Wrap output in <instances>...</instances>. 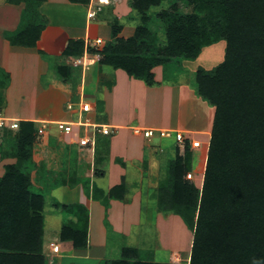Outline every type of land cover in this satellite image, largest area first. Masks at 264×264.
I'll return each instance as SVG.
<instances>
[{
  "label": "crops",
  "instance_id": "obj_1",
  "mask_svg": "<svg viewBox=\"0 0 264 264\" xmlns=\"http://www.w3.org/2000/svg\"><path fill=\"white\" fill-rule=\"evenodd\" d=\"M53 7L56 11L51 13L49 10ZM24 9L23 1L0 0V115L18 120L19 124L31 123L35 132L42 126V121L69 119L64 112L65 105L84 99L91 104V120L112 129L111 138L97 137L93 154L81 151L73 144L66 146L60 140L63 138L55 131L53 133V126H49L47 135L43 136L48 142L54 140V136L58 137L54 146L39 153L42 160L46 158L48 167L52 165L61 170L75 159L77 176L78 164L84 161L78 160L79 157L87 158L83 168L92 190L86 197L83 190L79 196L75 189L74 193L70 192L72 201L68 203L82 205L88 214L87 246L84 251L77 252L78 255L71 256L70 262L108 263L120 256L125 247L141 250L143 241H147L153 246V263L166 264L171 259L178 263L182 259L177 251H173V242L177 241L175 217L159 219L156 215L146 235L148 213L142 210L141 202L128 201L124 194L125 188L130 189L128 178H167L174 155L172 149L177 146L173 138L146 139L135 135L131 128L183 132L189 142L197 140L196 135L208 134L213 122V108L199 95L188 96L181 88L162 82L160 70L153 71L149 82L145 76L136 78L126 71L104 65L94 55H90L93 65L85 69L74 66L76 58L65 54L68 45L79 40L85 43V39L94 33L95 39L101 38L97 32L100 29L90 28L85 9L78 4L67 0L45 1L39 8L45 24L37 34L31 25L28 27ZM90 67L92 74L86 81L85 71ZM69 77L74 79L68 80ZM125 131L129 134L125 135ZM106 138L107 142L104 141ZM207 139L202 144L208 148ZM144 141L146 143H142ZM1 143L0 178L5 162L1 159ZM96 178L104 181L102 186L95 184ZM122 182L124 192L117 190L110 198V193L122 186ZM61 199L65 202L67 198L63 194ZM70 244L59 241L57 246L61 252L69 251ZM159 254L166 257L163 262L157 259Z\"/></svg>",
  "mask_w": 264,
  "mask_h": 264
},
{
  "label": "rangeland",
  "instance_id": "obj_2",
  "mask_svg": "<svg viewBox=\"0 0 264 264\" xmlns=\"http://www.w3.org/2000/svg\"><path fill=\"white\" fill-rule=\"evenodd\" d=\"M22 1L25 3L24 10L29 20L28 27L31 25L32 31L37 34L45 24L39 13V8L47 0ZM67 1L71 3L69 0ZM131 4L132 0H112L111 6L103 7L97 19L87 20L91 29H93L94 26L100 29V31L97 30V32L98 36L101 37L100 39H102V44L100 46H93L91 42L95 39V37H93L95 33L92 34V36L88 38V49L91 48V51H95L96 54L94 55L99 56L102 64L126 71L129 76L140 78L146 77L147 74H151V78L148 80L149 82L152 81L153 71L160 70V80L162 82H168L175 88H181V92L188 94V96L197 94L199 86L201 85L204 87L202 84L204 81H208V86L210 85L209 79H213L212 83L218 82V85H216L218 88L217 90L219 95L223 98V100H220L221 103L218 106L225 108V116H227V118L220 119L218 122L213 121L208 134L196 135L195 139L205 143V141L208 140L207 138L210 140L211 135L212 137L216 135V139L218 138L220 143L219 149L216 151L217 158L221 159L222 162L224 161V164L228 165L230 162L233 167L235 166L240 172L237 171V176L239 178L249 177V174L251 175V162L242 163L241 160H238L239 148L237 146V140L248 134V132L253 131V120L248 115V108L251 107V111H254L258 106L255 100L256 98H251L254 97L252 89L249 86H242L239 80L236 79L237 75L232 76L228 74V76L225 77L221 76V69H223L229 59H231L227 56V40L223 37H217L216 40L209 43L192 41L190 50L191 52H196L195 54L191 53L192 55H189L190 53L187 52L186 49H183L182 45L180 46L182 48L181 50L172 53L169 44L167 45L166 29L163 25L165 20L161 19L160 16L162 12H165L167 8L170 9L171 7L177 8L181 13L190 12L192 6L188 3V0H163L161 5L155 8H149L143 4L142 8L144 7L143 9H145L143 14L137 10L134 11L131 8ZM78 5L85 9L86 14L88 6L86 8V4ZM51 9L52 10H49L51 13L56 11L55 7ZM142 30H145V33L142 34V32H140ZM135 37V47L133 49L128 44L124 45V42L126 43L127 40L131 38L134 39ZM249 57V55L243 57L241 63L249 64ZM127 60H133L135 64L137 63V68H145L142 70L134 69V73L132 72V74L124 67L125 61ZM234 62L238 64L237 60ZM91 69L90 67L85 71L87 75L86 81L89 80V74L90 76L92 74ZM217 69H220V75L215 73ZM248 70L250 72L247 71V74L251 73V69L249 68ZM199 77L202 78V83ZM71 79L73 80L74 78H68V80ZM227 79H229V81L226 83ZM154 83L155 82H153V84ZM240 97L243 99L246 97L245 101L247 102L244 105L241 103L237 104V99ZM245 101L242 100V103ZM71 103L75 104L73 102ZM248 103L251 104L248 105ZM212 108L215 114L216 107L213 106ZM8 119L10 121L13 120L10 118ZM31 132L30 138L32 139L30 143L28 145L23 144L24 146H22L16 130H10V132L3 137V132L0 131V141L2 142L1 159L5 161L2 165L3 175L2 178H0V198H8L13 203L14 201L17 203L16 210L13 212L8 222L13 226H18L20 222L25 223L26 217L32 220L33 217L39 216L42 221L41 229L43 233L41 247L42 264H78L70 262L71 259L69 258L78 255L77 252L86 249L78 247V245H81V242L76 244L71 241H65L71 243L69 251L62 250L61 252L59 250L58 253H53L52 248L54 243L57 245L59 241L64 242L62 240V228H68L71 232H74L76 230L74 224L77 223L79 226V221L82 220L83 211L80 209L82 205L68 203H71L70 194L74 193L75 189L78 190L79 196H81L80 194L83 190L86 197L89 196L92 190L88 182L89 178L87 176V171L83 168V166L86 167L87 163H84V161H87V158L86 156L79 157L78 160L81 162L84 160V164H78L77 176L75 174V159L66 163L61 170H59L60 167L58 168L55 166L53 168L52 165L48 167L46 158L42 160L39 153L43 149L48 150L50 146H54L53 144H56V138L58 137L54 136L55 139L48 142L45 141L43 137H38L34 130ZM128 132L129 131H125V135L129 134ZM71 137L72 136H64L62 137L63 140H60L66 144V146H70ZM98 137L100 138L101 135H98ZM111 137L112 136H109L108 139ZM108 139L102 140L107 142ZM100 142H98V144ZM142 143H146V141ZM65 149L69 150L70 148L65 147ZM172 151L174 155L171 157L172 160L169 165L170 168L167 178H128L131 181L130 189L127 188L126 190L125 188L124 192L125 184L122 182V190L124 194L126 193L125 199L127 198L128 201L132 202H141L142 210L148 213L149 222L147 231L145 232L146 235H148L156 215L159 219H164L167 216L175 217V240L177 239V241L173 242V251L174 253L177 251L178 254L181 255L182 260L178 263H173L171 259L169 263L166 264H188L191 251L190 245L192 246L193 243V233L184 217L174 212L162 213L160 208L162 209L165 207L164 202L167 203L172 197V190L168 187V184L173 178V171L175 168L177 169V173L181 174L184 183L193 185L196 189L201 191L208 160V148L206 144H201L199 148L188 149V151L180 147H175ZM240 162L241 164L239 165ZM188 173L192 175L190 179L187 178ZM94 181L97 186H102L104 182L98 178ZM18 185L20 188L22 186L24 187V192L13 199L8 195L7 192L9 191L5 189L17 188ZM63 194L64 197L67 198L65 202L61 199V195ZM83 209L85 208L83 207ZM81 226L82 225H80V227ZM80 229L81 228H79V230ZM12 231L14 230H9L7 235L9 236L8 240L11 239ZM12 247H15L14 243ZM140 248L141 250L125 247L123 250L127 252V255L131 253L138 259L152 263V244L143 241L142 247ZM163 254L166 255V253ZM163 254L157 256L159 261L163 262L166 259ZM121 257L122 253L120 256L114 258V260H119ZM112 261L104 264H110ZM209 261L210 264H214L210 259Z\"/></svg>",
  "mask_w": 264,
  "mask_h": 264
},
{
  "label": "trees",
  "instance_id": "obj_3",
  "mask_svg": "<svg viewBox=\"0 0 264 264\" xmlns=\"http://www.w3.org/2000/svg\"><path fill=\"white\" fill-rule=\"evenodd\" d=\"M9 1L18 3L22 0ZM69 1L86 6L89 3V0ZM162 1L132 0L131 8L143 14L145 10L142 8L143 4L155 8L160 6ZM188 3L192 6L188 13H181L175 7L167 8L161 13L160 18L165 20L163 25L166 29L167 45L169 44L172 53L181 50L182 45L183 49L192 55L196 53L190 50L192 41L209 43L217 37L227 40V56L231 59L221 69V76L237 75L236 79L242 86H249L252 89L254 97L251 98H256L258 106L254 111H251V107L248 108V115L253 120V131L245 133V136L237 140L238 160L242 163L251 162V175L239 178L237 176L239 171L235 166L233 167L230 162L228 165L224 164V161L218 159L216 151L220 143L216 135L213 137L211 135L201 191L193 185L184 183L181 174L177 173L175 168L173 178L168 184L172 190V197L171 199L169 197L170 201L167 203L164 202L165 207L160 210L162 213L174 212L181 215L189 225L193 233V243L188 264H210L209 259L214 264H264V0H188ZM100 13L101 11L92 20L97 19ZM140 32L143 34L145 30ZM26 33L29 35L28 31ZM135 39L136 37L127 40L124 45L128 44L133 49ZM84 45V41L81 40L71 42L65 54L76 59L81 58L85 52ZM86 52L96 54L88 47ZM247 55L250 56L249 64L241 63L243 57ZM232 59L237 60L238 64ZM136 64L133 60H127L124 67L130 73L134 69L145 68H137ZM249 68L251 73L247 74ZM215 73L220 75V69ZM146 78L149 79L150 75L147 74ZM199 80L202 83L201 77ZM209 80V86L208 81L202 83L204 87L199 86L197 95L210 107H216L213 121L218 122L227 118L226 110L218 106L220 100H223L217 90L218 82L212 83L213 79ZM228 81L229 79L226 83ZM245 98H238L237 104L244 105L247 102ZM242 100L245 102L242 103ZM32 130L31 123L19 124L16 132L22 146L30 143ZM9 132L10 130H5L3 135ZM188 149L190 146L186 141L185 150ZM19 185L17 188L5 189L13 199L24 192V187L20 188ZM117 190L121 193L122 186L114 189L109 197L113 198ZM16 204V201L13 203L8 198H0V264H42L41 218L37 216L29 220V217H26L25 223L20 222L18 226L9 224L8 220L16 210ZM80 209L83 211L82 220L79 221L82 226L74 224L76 229L74 232L62 228V240L76 244L81 242L78 247L86 248L88 214L82 206ZM9 230H14L10 240L7 236ZM13 243L15 247H12ZM110 264L160 263L136 259L134 254L127 255L123 250L122 257Z\"/></svg>",
  "mask_w": 264,
  "mask_h": 264
},
{
  "label": "built area",
  "instance_id": "obj_4",
  "mask_svg": "<svg viewBox=\"0 0 264 264\" xmlns=\"http://www.w3.org/2000/svg\"><path fill=\"white\" fill-rule=\"evenodd\" d=\"M112 0H89L88 11L86 13L87 20H92L96 15L102 10L103 7L111 6ZM89 39H85V52L81 58H77L74 61V66H81L82 68H87L94 64V60L90 58V54L86 52L89 45ZM102 44V39L96 38L92 40L91 45L100 46ZM97 61H100L98 55H94ZM65 114L69 115V119L60 121H42V126L38 127L35 131L38 137H43L47 135V130L49 126H53L54 131L61 137L72 136L70 143L76 145V147L81 151H88L91 154L94 153L96 146V139L98 135L109 136L112 134V129L107 125L97 124L90 118L92 114V107L88 101L80 99V101L75 104L67 103L65 105ZM19 122L18 120H9L0 116V131L5 130H18ZM131 131L135 135H141L146 139H151L153 137L159 138H173L175 145L182 149H185V138L183 132H171L170 130H158V129H145L133 127ZM202 142L199 140L189 141L190 149L199 148ZM192 175L187 174V178L190 179ZM53 253H58L59 247L53 245Z\"/></svg>",
  "mask_w": 264,
  "mask_h": 264
}]
</instances>
